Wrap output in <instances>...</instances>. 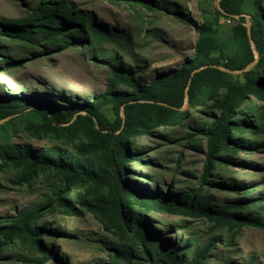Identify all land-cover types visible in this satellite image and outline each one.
I'll return each instance as SVG.
<instances>
[{
  "label": "rangeland",
  "instance_id": "374dc122",
  "mask_svg": "<svg viewBox=\"0 0 264 264\" xmlns=\"http://www.w3.org/2000/svg\"><path fill=\"white\" fill-rule=\"evenodd\" d=\"M40 1L0 0V95L58 98L64 105L74 103L79 108L105 92L112 66L130 71L136 80L144 83L160 72L179 68L192 58L195 44L202 35L191 21L183 19V11L199 24L211 25L209 35L220 41L232 39V29L239 17L219 15L216 10L220 0H165L177 8L154 7L152 10L133 0H68L75 9L90 12L95 21L118 29L123 47L108 41L94 43L88 38H77L59 46L47 43L41 35L29 42L5 31L6 22L26 18ZM243 16L249 24L250 14ZM73 35L77 37L76 32ZM100 49L107 54L115 52L120 62L114 65L105 62L107 56L103 58L95 53ZM8 60H12L10 64ZM230 73L241 74L237 79L244 85V100L237 111H243L241 113L248 116L253 125L259 117H264V97L255 95L250 87L264 86V68L252 63ZM226 86L218 82L201 92L194 102H185L182 106L185 115L179 123L160 126L149 121L147 128L135 126L125 139L130 150L138 152V156L125 161L129 179L170 195L198 192L217 207L242 200L250 205L249 211L239 209V214L264 206V202L256 201L264 193V130L251 133L253 128L248 120L247 125H242L243 131L232 129L231 134L256 143L222 151L220 155L228 154L231 159H215L208 181L199 187L208 147V140L199 128L203 123H211L220 112L215 100L224 96ZM119 88L131 91L123 84ZM101 110L110 126L124 117L123 112L117 113L111 104L102 106ZM39 122V118L27 111L0 119V148L18 144L39 153L49 147H60L99 161L103 148L108 145L105 136L108 129L94 134L92 140L86 134L89 125L80 126L70 136L43 132L37 135L33 127ZM90 141L100 147L92 150L88 147ZM25 170V165L4 163L0 158V227L7 224L4 218H12L25 209L44 207L37 223L47 224L48 230L41 234V239L52 249L53 255L45 258L43 264H163L143 253L144 247L136 241L133 231L119 226L113 215L90 210L77 202L81 197L108 205L106 187L78 182L63 191L62 196L72 200L77 209L75 213H68L55 200L43 206L51 194L62 191V173L38 168L32 180L26 182ZM124 206L145 215L154 232L162 235L160 240L149 241V247L169 246V251L178 250L191 260L195 250L211 244L205 264H264L263 228L170 213L132 197L124 201ZM126 247L133 250L129 257L116 258L117 250ZM39 257L40 253L27 242L6 239L0 233V264H34Z\"/></svg>",
  "mask_w": 264,
  "mask_h": 264
},
{
  "label": "trees",
  "instance_id": "16d2710c",
  "mask_svg": "<svg viewBox=\"0 0 264 264\" xmlns=\"http://www.w3.org/2000/svg\"><path fill=\"white\" fill-rule=\"evenodd\" d=\"M146 9L177 8L165 0H133ZM264 0H220L217 13L227 17H235L238 22L232 29L230 41H220L210 36L212 26L199 24L190 18L186 12L181 13L183 19L191 21L196 30L202 35L195 44L194 56L185 61L179 68L168 72H160L148 82L136 80L132 73L122 67H110L105 92L95 96L91 102L81 108L72 103L64 105L60 99L50 100L42 96L16 95L9 97L0 95V119L26 112L40 119L35 124L34 134L51 133L57 136H70L77 132L82 125H89L87 136L92 140L94 134L105 131L108 145L103 148L102 157L94 161L67 152L60 147H49L36 153L29 146L6 144L0 148V158L4 163L25 165V181L29 182L38 168L56 170L63 175V189L55 191L43 206L54 200L68 213H75L77 209L72 200L62 196V192L73 188L78 182H93L107 188L109 198L106 206L93 203L91 200L79 197L80 204L90 210H101L111 214L119 226L134 233V238L143 245L141 250L152 256L156 262L163 264H205L204 260L211 244L198 248L191 260H187L180 251H169L159 244L148 246L154 238L161 239L162 235L154 232L148 218L140 213L125 208L124 201L128 197L139 202L151 203L155 208L193 217H205L216 222L230 223L236 226H256L264 229V206L260 205L255 211L239 214L237 210L249 211V206L242 200L234 201L231 205L217 207L210 204L204 195L181 193L170 195L159 190H150L149 186L131 181L124 166L127 158H135L138 152L130 150L125 140L135 126L147 128L149 121L160 126L179 123L184 117L182 106L185 102L192 103L200 93L210 86L220 83L227 84L223 97L215 103L219 113L211 123H203L199 132L208 140L206 158L199 176V187L206 183L209 172L214 166L215 159L228 161V154L220 155L227 148L235 150L236 146H251L255 141L243 137L233 136L232 129L243 131L242 125H247L248 116L238 112L237 108L244 100L243 88L239 77L230 71L243 70L254 63L264 68ZM250 14L251 21L246 24L243 14ZM249 25V27H248ZM5 31L11 36L25 41H33L35 36H42L49 44L65 46L74 40L89 39L94 43L108 41L115 46L123 47L120 34L116 28L95 21L91 13L75 9L68 0H42L26 18L5 23ZM76 32L77 37L73 35ZM230 44V48L229 45ZM236 45L238 48L231 46ZM97 56H107L105 62L113 65L120 62L115 52L107 54L105 50L95 51ZM9 59V58H8ZM12 60H8L10 64ZM222 68H225L224 70ZM245 74L244 71L241 72ZM123 84L131 91L119 88ZM251 91L264 97V86H251ZM111 104L115 111L123 112V119L110 126L101 107ZM83 111L84 113H81ZM249 121V120H248ZM249 121V125H252ZM122 123V124H121ZM33 124V122H32ZM33 126V125H32ZM251 133L258 134L264 130V117H259L253 123ZM115 130H120L115 134ZM92 150L100 147L90 141ZM232 145V147H229ZM264 202V193L257 200ZM44 207L37 206L25 209L12 218H4L7 224L0 227V233L9 240L18 238L30 244L40 253L34 264H43L45 258L52 256V249L41 239V234L47 232V224L39 225ZM164 248V250H163ZM120 252V253H119ZM131 248L117 250V255L129 257ZM127 254V255H126Z\"/></svg>",
  "mask_w": 264,
  "mask_h": 264
},
{
  "label": "water",
  "instance_id": "95a60500",
  "mask_svg": "<svg viewBox=\"0 0 264 264\" xmlns=\"http://www.w3.org/2000/svg\"><path fill=\"white\" fill-rule=\"evenodd\" d=\"M248 27H249V25H248Z\"/></svg>",
  "mask_w": 264,
  "mask_h": 264
}]
</instances>
